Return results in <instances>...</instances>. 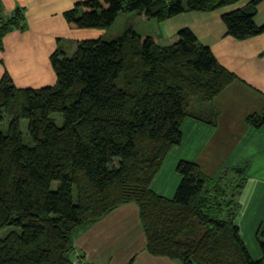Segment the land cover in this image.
Here are the masks:
<instances>
[{
  "label": "trees",
  "instance_id": "trees-1",
  "mask_svg": "<svg viewBox=\"0 0 264 264\" xmlns=\"http://www.w3.org/2000/svg\"><path fill=\"white\" fill-rule=\"evenodd\" d=\"M237 1L85 0L63 15L73 29L106 31L120 12L162 22ZM258 2L221 13L225 34L244 39L262 32L264 24L254 23ZM25 24L20 7L0 15V47L6 33ZM123 30L110 39L78 41L71 57L55 49L53 85L16 87L7 70L2 74L0 122L6 117L7 126L0 129V264H74V230L128 203L137 205L152 256L182 264H264V236L258 238L260 259H252L234 224L245 166L208 177L198 164L180 160L172 198L150 188L166 154L181 142L183 119L214 126L212 101L236 75L189 27L168 46L129 24ZM22 118L30 142L23 140ZM245 120L262 126L264 107Z\"/></svg>",
  "mask_w": 264,
  "mask_h": 264
},
{
  "label": "crops",
  "instance_id": "crops-1",
  "mask_svg": "<svg viewBox=\"0 0 264 264\" xmlns=\"http://www.w3.org/2000/svg\"><path fill=\"white\" fill-rule=\"evenodd\" d=\"M78 1L85 0H0V15L10 14L15 7H20L24 11L26 22L25 28H15L6 33L2 40L0 78L7 70L16 87L39 88L53 85L56 76L50 64V55L55 49L59 47L65 56L71 57L78 41L106 34L102 29H73L68 25L63 13ZM249 1L239 0L214 11L181 12L160 22L161 30L156 32L159 45L168 46L177 42V31L182 27H189L202 44L209 46L215 59L226 70L233 72L236 78L217 93L212 101L218 110L214 126L190 117L183 119L180 126L181 142L166 154L160 170L151 180L150 188L162 197L172 198L180 182L175 168L180 160L198 164L208 177H217L225 167L245 166L246 181L240 199L243 200L245 194H248L247 200L254 206V210L262 211L264 215V124L252 127L245 120L247 115L260 113L264 107V30L248 38L237 39L225 34L226 27L221 20V13L245 6ZM255 13L254 23L261 26L264 24V0H259ZM128 210L130 208L126 209ZM137 211L136 205V217ZM104 219L89 226V229L94 230ZM138 223L136 227L140 239L142 235L144 261L152 264L181 263L167 257L150 255L145 250L139 217ZM234 224H237L235 218ZM237 226L240 232V226ZM89 229L85 231L90 233ZM88 242L82 241L83 245L74 242V247L84 255L86 264V253L92 255L96 251L95 245L91 252L93 244L90 240ZM249 253L257 258L261 249L257 248ZM112 256L113 252H107L102 257L107 259ZM137 259L136 257L134 261Z\"/></svg>",
  "mask_w": 264,
  "mask_h": 264
},
{
  "label": "rangeland",
  "instance_id": "rangeland-1",
  "mask_svg": "<svg viewBox=\"0 0 264 264\" xmlns=\"http://www.w3.org/2000/svg\"><path fill=\"white\" fill-rule=\"evenodd\" d=\"M115 19V22L106 31L103 30L104 33H106L104 34V37L108 39L113 36L121 35L124 31L123 29L128 24L139 34H144V32H146L153 34L155 37L156 32L159 33L158 31L161 30L160 22L151 18L143 20L134 12H120ZM53 117L55 118L57 125L62 123L61 115L54 113ZM6 126L7 118L5 117V119L0 122V129L6 130ZM26 127L27 119L22 118L20 120V128L22 130L23 140H25V142H30ZM57 186V182L52 183V187L55 189ZM240 194L238 196L239 208L237 209L235 222L240 226L239 235L241 236L245 247H247V252L249 253V251L253 252L257 248L259 250L261 249L258 244V238L260 236L262 237V235L264 236V215L262 211L254 210V206L247 200L248 194H245L243 200L240 199ZM129 208L130 210L126 211V209ZM103 219L104 220L98 224L94 230L89 229L90 227H86L83 229H75L73 232V243L77 241L79 245H83V243H89L88 240H90V243L92 242L91 244H93L91 252L94 251V246L96 245V251L95 253H92L94 256H92L89 252L86 253L88 257V264H127L132 255L138 259L137 261H134V258L131 264H152L148 261H144L142 258V255H144L142 253L144 251V247L142 244V235L140 239L138 236L139 233H137L136 226L139 225V223L138 217H136V205L133 203L125 204L124 206L105 215ZM252 219L254 220L252 221ZM87 229H89L88 231H90V233L85 231ZM3 232L4 230L0 232V237ZM127 236H130V238H127ZM82 241L83 243H81ZM103 249H105L103 252L104 254H107V252H113V256L111 258L103 259ZM260 256L261 254H259V257L257 258L251 257L252 259L258 260L260 259ZM174 263L178 262L175 261Z\"/></svg>",
  "mask_w": 264,
  "mask_h": 264
},
{
  "label": "built area",
  "instance_id": "built-area-1",
  "mask_svg": "<svg viewBox=\"0 0 264 264\" xmlns=\"http://www.w3.org/2000/svg\"><path fill=\"white\" fill-rule=\"evenodd\" d=\"M72 255H73V257H74V260H73L74 264H86V263L84 262V260L81 259V256H80V254H79V251H77L76 248L74 249Z\"/></svg>",
  "mask_w": 264,
  "mask_h": 264
}]
</instances>
